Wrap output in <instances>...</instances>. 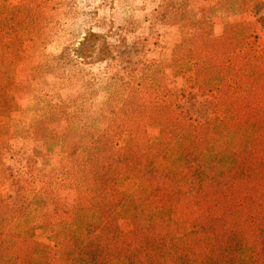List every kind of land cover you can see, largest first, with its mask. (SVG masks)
Masks as SVG:
<instances>
[{"label":"trees","instance_id":"obj_1","mask_svg":"<svg viewBox=\"0 0 264 264\" xmlns=\"http://www.w3.org/2000/svg\"><path fill=\"white\" fill-rule=\"evenodd\" d=\"M228 2L222 0L224 5ZM1 3L16 7L11 15L3 18L5 22L0 23L1 27L8 26L7 32L16 30L19 24L16 17L22 12L20 7L12 6L8 0ZM107 34L108 30H87L73 50L74 58L80 63L103 62L110 58ZM235 37L227 23L216 42L223 40L227 44ZM19 38L9 40L6 34H0V58L7 55L3 51L7 43L10 49ZM240 38L245 42V35ZM234 50L235 47L232 50L227 47L226 52L238 54V46L236 53ZM210 54L208 50L204 51L196 77L203 80L199 86L205 97L203 105L206 109L229 111L223 106L225 101L221 95L226 92L232 101H239L238 95L232 96L241 90V85L229 81V68L216 71L210 63ZM63 57L66 61L67 56ZM57 65L59 68L63 66L59 61ZM148 67L150 65L146 64L142 68L141 79L146 78ZM73 73L79 78L84 77L80 67ZM53 74L56 81L62 83V72ZM14 76L8 73L0 77L5 82L0 85V145L21 135L30 137L45 149L61 147L68 159H62L66 174L59 179V184L74 190L75 203L72 219L45 226L48 239L39 242L34 239V225L30 223L33 215L19 206L22 203L18 205L14 196L0 189V264H264V245L258 234V229L264 226L262 117L252 115L248 118V114L245 115L250 131L234 126L233 133L248 131L254 143L251 148L246 144L250 142L240 139L243 142L242 147H238L240 151L235 147L237 141L233 146L223 139L218 141L220 131L226 126V118H204L203 123L190 120L181 124L176 117L179 105L161 103L151 81L143 88L137 84L133 89L130 86L134 91L132 96L139 94L130 101L131 104L119 102L121 98L116 95V89L121 85L127 92L129 82L120 77L117 79L119 84H116L113 74L107 77L108 81L101 80L91 86L93 97L88 101L76 98L50 105L45 99L38 98V88L34 85L35 101L27 109H34L38 115L24 122V109H20L12 96L3 95L12 91ZM103 83L108 85L109 94L99 100L96 94L102 91ZM144 94L149 95L147 101ZM49 107H52L54 120L57 119L61 126V130L55 133L45 132ZM17 110H22V116L19 114L10 129L5 121L13 120L12 112ZM240 110L243 111L241 114L233 116L247 113L245 103ZM40 112L43 115L40 116ZM104 116L107 125L97 127L95 122ZM91 119L94 123L90 124ZM153 124L159 126L160 131L152 138L147 128ZM240 124L242 121L234 125ZM188 135H193V140ZM184 137L191 143L194 139L206 140L201 151L192 146L194 151L185 147L176 154L192 160L194 170L205 177L204 185L196 188L192 195L197 208L198 228L179 235H158L152 228L165 217L171 190L178 186V177L173 163L158 166L152 163L153 158L165 154L167 148H173L174 143L177 145ZM207 140L215 149L214 153L206 150L209 146ZM7 179L10 178L6 175L5 163L0 162V185ZM47 179L40 181L42 188H55L53 178ZM34 180L33 176L20 179L12 186L15 196L25 191L34 192L37 186ZM129 181L133 188L128 191L124 186ZM121 218L130 221V228L125 233L119 231Z\"/></svg>","mask_w":264,"mask_h":264},{"label":"rangeland","instance_id":"obj_2","mask_svg":"<svg viewBox=\"0 0 264 264\" xmlns=\"http://www.w3.org/2000/svg\"><path fill=\"white\" fill-rule=\"evenodd\" d=\"M246 1L229 0L224 5L222 0H8L12 6L20 7L22 12L16 17L19 22L16 30L7 32L8 26L1 27L5 22L3 18L11 15L16 7H6L0 0V34H6L9 40L20 37L14 45L12 41L10 49L7 43L8 48L3 49L7 55L0 58V77L8 73L16 75L12 91L3 95L12 96L20 109H24L25 122L38 115L34 109H27L35 101L34 85L38 88V98L45 99L50 105L76 98L88 101L93 97L91 86L114 74L116 84H119L117 79L120 77L129 82L127 92L121 85L116 89V95L121 98L119 102L131 104L130 101L139 95L132 96L134 86L137 84L143 88L151 81L156 98L161 103L179 105L176 117L181 124L190 120L203 123L204 118H226V126L220 131L218 141L223 139L232 146L237 141L235 147L238 148L243 144L240 139H246L250 143H244L252 148L254 143L248 134L251 126L245 115L264 119V0ZM227 23L236 37L227 44L223 40L216 42V38L223 35ZM89 29L108 30L106 40L112 56L103 62L80 63L74 58L73 50ZM243 35L246 36L245 42L240 38ZM227 47L231 50L235 47L236 54H227ZM205 50L209 54L213 51L210 63L216 71L229 68V81L241 85V90L232 96L238 95L239 101H232L226 92L221 95L225 101L223 106L229 111L206 109L203 105L205 97L199 87L203 80L196 77ZM63 56H67V63ZM57 61L63 64L61 68ZM146 64L150 67L145 71L146 78L141 79L144 74L142 68ZM79 67L82 68L83 78L73 73ZM60 72L63 75L62 83L56 81L53 74ZM2 83L5 82L0 79V85ZM105 84L102 85L104 90L96 94L99 100L109 94L106 89L108 85ZM148 96L144 94L143 98L147 101ZM243 103L247 113L240 117L233 116L243 112L240 110ZM22 110L12 112L13 120L5 121L10 129L19 114L22 116ZM52 114V107H49L45 132L61 130L60 122L54 120ZM240 121L242 124L234 125ZM107 122L104 116L95 125L105 127ZM91 123H94L92 119ZM234 126H240V129L244 127L248 131L235 134ZM159 131V126L155 124L147 128L152 138ZM188 136L193 140V135ZM178 141L177 145L174 143L173 148H167L165 154L153 158L152 162L158 166L173 163L178 177V186L171 190L165 217L152 228L158 235H179L198 228L197 208L192 195L196 188L204 185L205 177L194 170L192 160L183 154H176L185 147L190 152L194 151V146L201 151L206 140L194 139L191 143L184 137ZM207 144L211 142L207 140ZM2 145L5 146L0 151V162L5 163L6 175L10 179L5 180L0 189L14 196L18 205L22 203L19 206L24 210H29L33 215L30 223L34 225V239L46 242L49 235L47 225L70 221L73 215L74 190L59 184V179L66 174V164L62 159L67 158V154L63 153L61 147L45 149L30 137L21 135L5 140ZM257 148L261 149L260 146ZM206 150L215 152L210 145ZM41 175L46 176L43 178ZM32 176L37 184L34 192H21L16 197L12 186L20 179ZM47 177L53 178L55 188H42L40 181ZM131 188L132 182L129 181L124 189L129 191ZM118 223L121 233L129 230L128 219L121 218ZM258 234L260 243L264 245V226L258 229Z\"/></svg>","mask_w":264,"mask_h":264}]
</instances>
